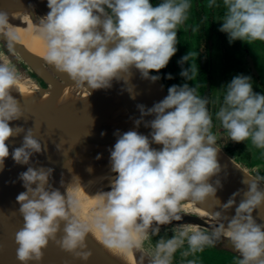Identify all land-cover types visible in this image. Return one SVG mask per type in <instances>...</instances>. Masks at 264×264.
Returning <instances> with one entry per match:
<instances>
[{
	"label": "clouds",
	"instance_id": "9594fccd",
	"mask_svg": "<svg viewBox=\"0 0 264 264\" xmlns=\"http://www.w3.org/2000/svg\"><path fill=\"white\" fill-rule=\"evenodd\" d=\"M215 2L208 0L209 6ZM190 4L191 0H159L156 4L152 0H46L48 11L39 16L37 25L45 45L44 59L89 89L110 87L113 80L127 83L133 70L154 82L177 51L176 28L186 19ZM223 4L226 12L218 30L226 34L229 44L264 41V0H223ZM8 24V13L0 9V27ZM8 36L17 39L15 33ZM197 55V51L186 52L177 61L181 65L178 75L185 81L196 74L197 67L184 64ZM165 78L172 79V74L165 73ZM251 81L250 75H233L215 115L231 141L250 138L256 147L264 148V93L254 91ZM16 82L14 72L0 63V168L9 156L5 141L22 131L9 123L21 115L16 98L8 91ZM129 85L127 90L132 93ZM206 105L207 97L197 95L186 82L169 85L167 94L150 107L138 104L140 116L134 126L114 133L109 163L115 175L108 178L107 190L96 193L88 219L81 218L74 192H61L49 183L51 168L28 166L20 172L24 191L15 199L23 224L14 234L20 264H38L50 240L86 261L91 255L85 243L89 232L106 249L129 253L141 248L150 234L159 233L160 225L180 221L182 201L215 198L220 182L210 179L221 171V165ZM142 122L149 129L147 134L137 131ZM40 151L41 143L29 129L11 157L27 164L32 153ZM241 183L246 187L232 194L240 200L229 198L222 205L236 203L226 223L217 211L214 219L218 222L211 232L188 223L173 225V235L157 240L149 264H171L173 254L185 242L195 253L221 236L238 251V264H264V224L252 215L264 205V187L250 177H242Z\"/></svg>",
	"mask_w": 264,
	"mask_h": 264
},
{
	"label": "bare ground",
	"instance_id": "6f19581e",
	"mask_svg": "<svg viewBox=\"0 0 264 264\" xmlns=\"http://www.w3.org/2000/svg\"><path fill=\"white\" fill-rule=\"evenodd\" d=\"M21 1L12 0L13 8L8 0L4 1L5 5L0 4V9L7 13L14 12L8 13L9 24L0 27V31L15 33L36 55L44 58L45 45L37 34V25L39 16L48 11L46 0H33L34 9ZM71 83L74 88L88 89L89 93L71 94L66 87ZM8 91L16 98L21 111L19 118L9 123L13 127L20 126L22 131L5 141L9 144V156L0 168L3 194L15 199L19 192L24 191L19 173L28 166L51 168L49 183L61 192H74L80 201L81 218L88 219L95 208L96 193L107 190L108 178L115 175L111 173L109 163V150L116 139L114 133L117 130L126 131L132 126L106 88L89 89L71 80L67 84L61 82L45 89L17 79ZM29 129L40 141L41 151L33 152L27 164H20L12 159L11 151L21 145ZM102 131L104 135H101ZM89 167L91 171H88ZM14 202L16 209L10 205L11 210H18L19 203L16 199ZM183 206L187 212L197 208V204L191 200H187ZM199 213L204 215L202 211ZM207 221L211 227L218 222L214 218H207ZM60 227L63 228V222ZM60 235L62 231L57 233V238ZM85 243L91 252L86 261L61 249L52 240L47 246L59 264H145L139 249L134 248L129 253L110 251L91 232L86 235ZM43 249L47 251V247Z\"/></svg>",
	"mask_w": 264,
	"mask_h": 264
},
{
	"label": "rangeland",
	"instance_id": "374dc122",
	"mask_svg": "<svg viewBox=\"0 0 264 264\" xmlns=\"http://www.w3.org/2000/svg\"><path fill=\"white\" fill-rule=\"evenodd\" d=\"M5 0H0L1 6L5 5ZM21 1V0H20ZM26 2L32 9L34 4L33 0H22L21 2ZM4 2V3H3ZM159 0H152L153 4L158 3ZM8 3L13 8L12 0H8ZM14 10V9H13ZM12 12V11H11ZM226 12V7L223 4V0H216L213 6H209L208 0H191L189 9L187 10L186 19L179 25H177V51L181 57L186 52L197 51V57H190L188 62H185L184 67H187L189 63L197 67V72L190 80L185 81L183 77L179 76L181 65L177 63L179 59L175 56L173 58V67L180 83H188L189 86L196 89V94L200 96L210 95V106H212V124L211 132L216 135V145L230 158L234 160L242 169L248 171V165L242 162L241 157H246L244 155L246 145L247 148H251L252 153L250 163H255L256 160L264 165V148L256 147L251 139H245L244 146L240 149L238 144H234L231 141L228 132L224 129L216 117L215 113L219 110L220 106L223 104V97L226 92V83L231 79V77L237 73H243L250 75L248 60L246 58L249 52L252 59L253 65L255 62V67L264 70V41L261 40H251V41H241L235 40L229 44L227 36L225 33L218 30L220 23H222V18ZM9 13V11H8ZM14 14V12L9 13ZM36 17L37 14L35 13ZM1 45V43H0ZM248 51V52H247ZM2 63V62H1ZM202 67L206 70L207 82L205 85L208 87L205 90L204 87L199 83L198 68ZM251 76V75H250ZM26 80L24 78H20ZM30 81V79H29ZM70 79L64 80L67 84ZM252 84L254 91L264 93V76L254 79L252 77ZM63 83V82H62ZM68 91L74 95H85L89 93L86 88H74L72 83L66 86ZM248 150V149H246ZM249 151V150H248ZM231 152V154H230ZM261 152V155L259 154ZM242 154V156H241ZM246 161V160H245ZM262 167V166H260ZM254 178L259 180L256 176L252 175ZM262 182L261 180H259ZM264 184V183H263ZM187 200L182 201V205L185 204ZM203 213V212H202ZM180 214H186L189 216H195L196 218L203 217L197 209H190L188 212L183 206L181 208ZM204 225H195L201 231L211 232V229L207 228L206 221L204 220ZM188 223L187 221H173L172 224L163 226L160 228L159 233L152 235L143 241L142 247L139 248L143 261L145 264H149L151 259V254L154 251L155 244L161 237H169L173 235V225ZM150 231V230H149ZM223 236L216 240L213 245H206L202 250L198 252H191L188 248L187 243L178 248L173 254L171 264H187L188 260H194L195 264L201 262V264H232L234 261V254L229 251L228 255L224 256L222 254H216L215 252L220 250H228L232 245L227 244L222 240ZM229 243V242H228ZM231 244V242H230ZM228 245V248L226 247ZM187 252V255L184 253ZM148 257V258H147ZM203 257V259H202ZM225 260L224 262H221ZM238 264V263H235Z\"/></svg>",
	"mask_w": 264,
	"mask_h": 264
},
{
	"label": "water",
	"instance_id": "95a60500",
	"mask_svg": "<svg viewBox=\"0 0 264 264\" xmlns=\"http://www.w3.org/2000/svg\"><path fill=\"white\" fill-rule=\"evenodd\" d=\"M24 3L26 2L24 1ZM0 42L9 48L19 58V60L23 62L26 69L36 79L35 81H29L17 78L18 80L27 81L38 88L46 89L49 86H56L61 82L64 83V80L66 81V79H70L67 74L54 69V67L44 58L36 55L31 47L27 46L18 38L11 40L8 33L0 31ZM250 67L252 68L253 66L250 65ZM128 84L132 87V93H134V95L127 90ZM106 90L117 103L126 120L132 127L134 126L133 121L140 116L139 109L137 108L138 104L150 107L154 102L162 99L163 96L167 94L161 75L158 80L153 82L148 79L141 78L136 70H133V74L127 83L122 80H113L111 86L107 87ZM147 119H150V117H145V120ZM137 131L147 134L149 129L145 127L142 122L137 128ZM152 147L159 148L160 145L153 144ZM217 159L221 165V171L210 179V182L213 183L216 180H219L220 182L215 192L216 199L207 198L203 202L196 203V209L204 213L203 217L196 218L195 216L180 214L182 216V221H187L192 225H204L203 221L205 220L207 223L206 227L211 230L212 227L208 224L207 218H214L215 212L219 211L221 213V217L224 219L225 223L233 214L236 203H233L228 207H223L222 205L224 202L228 201L229 198L233 199L235 202L240 200L241 197L239 195L232 196V194L237 192L238 189L246 187V185H242L241 183L242 177H250L251 179L257 180L247 171L242 169L236 162H234L232 158L228 157L220 148L217 153ZM257 181L260 186L264 187L262 182L259 180ZM14 201V198L12 199L9 196L7 197L4 195L0 187V264H20V261L16 258L17 245L14 242V234L20 227H22L23 219L19 211L15 210ZM10 205H13L15 209L11 210ZM252 215L258 223L264 224V205L255 208ZM222 240L231 245L230 241L226 237H223ZM48 246H46L47 251L42 249L43 255L38 264H59L56 261L55 254ZM226 247L228 248V245ZM229 251L234 254V261H236L232 264L238 263L239 253L234 250L233 247H229L228 250H221V252L218 249L214 255L217 256V254H222L226 256ZM224 261L225 260L221 262ZM201 263L202 260L196 264ZM29 264H36V262L29 261Z\"/></svg>",
	"mask_w": 264,
	"mask_h": 264
},
{
	"label": "flooded vegetation",
	"instance_id": "af4514ba",
	"mask_svg": "<svg viewBox=\"0 0 264 264\" xmlns=\"http://www.w3.org/2000/svg\"><path fill=\"white\" fill-rule=\"evenodd\" d=\"M248 52V51H247ZM246 58H247V60H248V65H249V73H250V75H251V77H253L254 79H258L259 77H262V76H264V70H262V69H260L259 70V68H257V67H255V62H254V65H253V62H252V59L254 58V57H251L250 56V54H249V52L247 53V55H246ZM254 60V59H253ZM250 65H252L253 67L251 68L250 67ZM204 70L205 68H202V67H199L198 68V75H199V72L201 71V70ZM205 76H206V74H205ZM207 82V81H206ZM205 82V83H206ZM165 85V84H164ZM205 85V84H204ZM167 86H165V88H166ZM208 89V87L205 85V90H207ZM208 95V103H207V109H208V112H209V115L212 117V111H213V109H212V106H210V95L209 94H207ZM207 97V96H206ZM212 127H213V124H212ZM235 144H238L239 145V147H240V149L242 148V146H244L245 144H244V141H241V142H234V144H233V146L235 145ZM244 144V145H243ZM244 148H245V151H244V155L246 156V157H241V160H242V162H244V163H246L247 165H248V173L249 174H251V175H254V176H256L259 180H261L262 181V183H264V165H262V167H260V165L259 166H253V165H251L252 163H250V157L252 156L251 155V153H252V150H251V148H247L246 147V145L244 146ZM246 149H248V150H246ZM230 154H231V152H230ZM260 155H261V152L259 153ZM241 156H242V154H241ZM246 160V161H245Z\"/></svg>",
	"mask_w": 264,
	"mask_h": 264
},
{
	"label": "crops",
	"instance_id": "0c3cea01",
	"mask_svg": "<svg viewBox=\"0 0 264 264\" xmlns=\"http://www.w3.org/2000/svg\"><path fill=\"white\" fill-rule=\"evenodd\" d=\"M0 43V63L2 62L5 66L9 67L14 72L17 78H24L26 80L30 79L32 81H35L36 79L26 69L23 62H21L19 58L2 42ZM251 165L262 166L263 164L256 160V162L252 163Z\"/></svg>",
	"mask_w": 264,
	"mask_h": 264
},
{
	"label": "trees",
	"instance_id": "16d2710c",
	"mask_svg": "<svg viewBox=\"0 0 264 264\" xmlns=\"http://www.w3.org/2000/svg\"><path fill=\"white\" fill-rule=\"evenodd\" d=\"M175 56L177 57V59L180 58L178 51H176V53H174L173 56L169 59L168 64L164 68H162V69L159 70L160 71L161 78H162V81L165 84V86H167V87L169 85H171V84H174V83H176V84H179L180 83V81L178 79V75L176 74L175 69L173 67V62H174L173 58ZM165 73H171L172 74V79H166L165 78ZM205 74H206V70L205 69L204 70L202 69L199 72V75H198V77H199V83L203 87H204L205 82L207 81V78H206ZM167 87H166V91H167Z\"/></svg>",
	"mask_w": 264,
	"mask_h": 264
}]
</instances>
